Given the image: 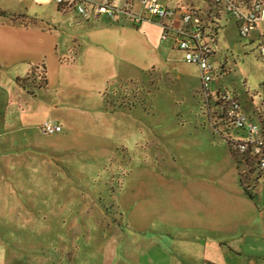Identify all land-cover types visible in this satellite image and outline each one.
Here are the masks:
<instances>
[{
    "label": "crops",
    "instance_id": "obj_1",
    "mask_svg": "<svg viewBox=\"0 0 264 264\" xmlns=\"http://www.w3.org/2000/svg\"><path fill=\"white\" fill-rule=\"evenodd\" d=\"M21 1L19 12L29 11L47 18L21 23L0 17L2 220L27 214L11 210L13 206L9 204L31 203L37 197L40 187H36L32 176L38 175L37 166L41 162L51 164L58 156L74 161L73 156L77 155L81 156L77 161L84 164L97 154L99 163L117 148L137 145L140 140L137 129L142 130L141 123L148 114L138 113L137 109L132 113L106 110L103 94L108 84L134 79L128 67L115 75L109 74L106 55H128L132 60L146 50L152 59L136 65L141 72L153 66L170 64L175 71L178 67L174 52L179 50L171 42L161 40L157 24L144 22L138 28L132 22L125 27L121 21L112 26L90 24L69 9L71 13L67 15L48 11V0ZM93 1L100 4L106 0ZM252 1L255 0L248 3ZM56 23L59 29H55ZM261 24L264 22H259L253 33L254 40L264 32ZM124 29L138 35L134 43L121 41ZM38 66L45 68L44 88H37L38 85L34 88L31 82ZM198 77L201 80L200 71ZM17 78L28 80L33 89L30 92L24 89ZM45 122L58 124L63 131L43 134L41 126ZM25 168L32 173L26 175ZM130 183V207L138 200L150 201L153 197L150 180ZM124 186L120 189L121 197ZM179 188L182 194L173 189L166 197L167 208L137 213L141 226L127 221L109 230L96 229L93 241L87 238L79 246L69 240L64 255L44 263L26 260L23 253L30 248L21 237L26 234L24 229L13 232L0 228V264H264V212L249 210V201L257 203L260 196L251 200L240 185L247 199L242 200L241 209L235 210L227 197L218 198L211 180L187 182Z\"/></svg>",
    "mask_w": 264,
    "mask_h": 264
},
{
    "label": "rangeland",
    "instance_id": "obj_2",
    "mask_svg": "<svg viewBox=\"0 0 264 264\" xmlns=\"http://www.w3.org/2000/svg\"><path fill=\"white\" fill-rule=\"evenodd\" d=\"M236 1L246 5L249 0ZM21 2L0 0V17H10L21 23L42 19L46 21L45 16L42 18L29 11L19 12ZM162 2L173 11L170 17L164 19L171 33L170 42L177 32L185 28V15L197 10L203 16L207 8L201 0ZM46 7L48 11L56 10L62 15L71 13L57 6L54 0H48ZM114 7L126 10L131 15H118L119 22L109 21L104 14L99 19L91 15L85 19L76 12L75 15L82 21L88 20L90 24L112 26L121 21L125 27L131 26L133 15L144 13L148 16L139 0H115ZM221 19L224 25L218 36H206V41L215 50L211 61L218 70V75L211 82V94L203 91L198 77L199 68L189 65L182 51L174 52L177 71L168 64L153 66L141 72L136 65L140 61L152 59L146 50L134 55L132 60L128 55H106L105 64L109 74L115 75L122 68L128 67L134 79L133 83L125 79L110 82L104 92L105 108L110 112L124 113H132L137 109L138 113L143 111L148 114L145 122L141 123L142 130L139 127L137 129L140 140L134 147L117 148L104 162L98 163V155L90 154L89 162L84 164L77 161L81 156L74 155V161L60 159L58 156L57 161L53 160L51 164L41 162L37 166L38 175L32 176L36 187H40L39 194L35 193L37 197L31 203L9 204V207L13 206L11 210L27 214L19 218L10 216L0 219V228H10L13 232L16 229L25 230L26 234L21 237L25 239L26 247L30 248L23 253L26 260L44 263L49 259H57L64 255L66 242L70 240L83 246L87 238L93 241L96 229L109 230L127 221L141 226L138 218L140 214L137 213L161 211L164 206L167 208L166 197L172 194L173 189L179 195L182 194L179 186L187 182L211 180L217 188L218 198L227 197L235 210L244 204L242 200L247 198L242 195L238 173L245 167L239 169L236 163V169L227 144L228 139H239L242 133L229 130V124L213 96L222 91L237 97L240 102L239 112L258 122L255 112H264V58L257 54L256 49L252 50V46H248V38L239 36L238 26L231 15L222 12ZM58 24L55 29H59ZM261 25L264 28V24ZM206 33L210 34L209 29ZM137 36L124 29L121 41L134 43V37ZM74 48L77 49V44ZM44 73L42 66H38L31 77L34 88L40 84ZM24 173L30 175L32 170L25 168ZM133 180H150L153 197L150 201L144 198L138 200L130 207V182ZM247 183L252 184V180ZM123 184L125 186L121 197ZM257 190L260 200L257 203L249 201V210L264 212V184L258 186ZM132 215L135 216L129 218Z\"/></svg>",
    "mask_w": 264,
    "mask_h": 264
},
{
    "label": "built area",
    "instance_id": "obj_3",
    "mask_svg": "<svg viewBox=\"0 0 264 264\" xmlns=\"http://www.w3.org/2000/svg\"><path fill=\"white\" fill-rule=\"evenodd\" d=\"M56 4L64 5L70 10L81 14L85 19L91 15L95 19L104 14L109 21L117 22L118 15H131L126 10H119L115 6V0H106L104 3H96L93 0H54ZM129 1V0H128ZM136 1V0H131ZM148 13L133 15L131 19L135 25L151 22L161 28V40L169 41L170 30L164 19L172 15L173 11L162 2V0H139ZM206 5L205 15L193 10L191 14L185 15L183 20L186 26L172 37L173 46L184 53V59L188 64L199 68L201 74V86L204 92L211 94V82L218 75L217 68L211 59L215 55L213 46L206 41V36L216 37L214 28H220L222 24L221 13L232 16L238 26L239 36L243 39H251V34L256 30L259 22H264V2L255 0L244 5L236 0H201ZM240 1V0H239ZM91 6V12L89 11ZM209 29L210 34L206 33ZM260 46L259 52L264 57V32L258 37ZM255 39V40H258ZM254 40V39H253ZM254 40V41H255ZM216 104L220 107L223 118L229 124V130L241 132V138L228 139L233 149L240 156L245 169L242 171L252 180H259L264 184V112L256 111L259 121L252 117L248 118L239 112L240 102L237 97H231L227 93H219L213 96ZM44 134L52 135L62 131V126L45 122L41 126Z\"/></svg>",
    "mask_w": 264,
    "mask_h": 264
},
{
    "label": "trees",
    "instance_id": "obj_4",
    "mask_svg": "<svg viewBox=\"0 0 264 264\" xmlns=\"http://www.w3.org/2000/svg\"><path fill=\"white\" fill-rule=\"evenodd\" d=\"M204 1H207V2H210L211 3V0H204ZM57 6H59V7H63L64 9H66V10H68L69 8H67L66 6H64V5H60V4H56ZM70 10V9H69ZM136 28H138V26L137 25H135V24H133ZM213 32L215 33V35L216 36H218V34H219V31H218V28H214L213 29ZM252 46V50L254 49H256V52H257V54L259 55V56H261L260 55V52H259V46H260V42H259V39L258 40H251V41H249V44H248V46ZM264 58V57H263ZM42 69L44 70V72H45V68H44V66H42ZM38 70V67L37 68H35V70L33 71V75H34V73L36 72ZM16 81H17V83L20 85V86H22L24 89H27L29 92L31 91V88L28 86V84L26 83V79H20V78H17L16 79ZM130 82L131 83H133L132 82V80H130ZM46 83H47V81H46V76H45V73L43 74V76L41 77V82H40V84H38V86H37V88H44L45 87V85H46ZM104 95H105V93L103 94V98H104ZM227 144H228V148H229V152H230V154H231V156L233 157V159H234V161H235V164L237 163L238 164V167H239V169L243 166V162L241 161V158H240V156H238L237 155V153L235 152V150L233 149V147H232V144L228 141L227 142ZM236 167H237V165H236ZM238 169V168H237ZM239 174V181H240V185H241V187H242V189H243V192L245 193V195L247 196V197H249L251 200H254V201H256V200H258V197H259V191L257 190V187L258 186H260L261 184H260V182H259V180H255L254 182H253V184H251V183H247L248 181H250V179L247 177V175L246 174H243V172L242 171H240V173H238ZM248 180V181H247Z\"/></svg>",
    "mask_w": 264,
    "mask_h": 264
}]
</instances>
